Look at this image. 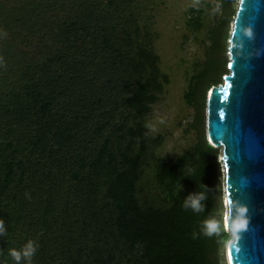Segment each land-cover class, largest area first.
Here are the masks:
<instances>
[{
    "label": "trees",
    "instance_id": "1",
    "mask_svg": "<svg viewBox=\"0 0 264 264\" xmlns=\"http://www.w3.org/2000/svg\"><path fill=\"white\" fill-rule=\"evenodd\" d=\"M161 0H0V264H222L221 150L206 95L228 72L238 0H195L202 33L183 92L190 146L155 151L147 116L169 77L155 48ZM202 193L203 210L184 206ZM214 217L221 230L206 235ZM19 264H29L21 259Z\"/></svg>",
    "mask_w": 264,
    "mask_h": 264
},
{
    "label": "water",
    "instance_id": "2",
    "mask_svg": "<svg viewBox=\"0 0 264 264\" xmlns=\"http://www.w3.org/2000/svg\"><path fill=\"white\" fill-rule=\"evenodd\" d=\"M231 23L228 72L207 93L206 136L221 150L226 264H264V0H238Z\"/></svg>",
    "mask_w": 264,
    "mask_h": 264
},
{
    "label": "rangeland",
    "instance_id": "3",
    "mask_svg": "<svg viewBox=\"0 0 264 264\" xmlns=\"http://www.w3.org/2000/svg\"><path fill=\"white\" fill-rule=\"evenodd\" d=\"M194 1L161 0L155 15V27L158 32L155 48L159 54L160 66L168 74L169 81L159 99L153 104L147 120L150 135H163V140L155 151L164 157L178 155L194 140L193 132L186 129L193 110L183 99L187 77L192 71L193 63L203 57L202 33L189 34L184 24V12ZM219 160L221 161L220 156ZM223 179L222 175L221 211L224 224L227 204L224 198ZM224 228L228 231L225 224ZM220 257L221 263L226 264L224 245L220 247Z\"/></svg>",
    "mask_w": 264,
    "mask_h": 264
},
{
    "label": "clouds",
    "instance_id": "4",
    "mask_svg": "<svg viewBox=\"0 0 264 264\" xmlns=\"http://www.w3.org/2000/svg\"><path fill=\"white\" fill-rule=\"evenodd\" d=\"M204 199L205 196L202 193H190L184 200V206L186 208L190 207L195 212H200L203 210L202 201ZM241 211L243 210L241 209ZM243 225H244V221L239 220L235 224V227L240 228L243 227ZM202 228L205 234L210 236L221 230V223L219 220H217L214 217H208L203 221ZM2 231H3L2 221H0V232ZM34 252H35L34 244L31 240H29L21 249L19 250L11 249L10 255L17 262V264H19L22 258L28 260L30 264V257L33 255Z\"/></svg>",
    "mask_w": 264,
    "mask_h": 264
}]
</instances>
